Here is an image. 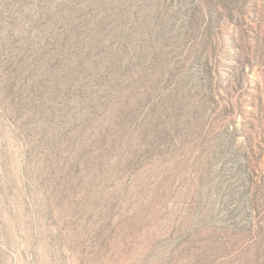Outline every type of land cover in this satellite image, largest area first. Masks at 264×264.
Listing matches in <instances>:
<instances>
[{
	"label": "rangeland",
	"instance_id": "374dc122",
	"mask_svg": "<svg viewBox=\"0 0 264 264\" xmlns=\"http://www.w3.org/2000/svg\"><path fill=\"white\" fill-rule=\"evenodd\" d=\"M0 264H264V0H0Z\"/></svg>",
	"mask_w": 264,
	"mask_h": 264
}]
</instances>
